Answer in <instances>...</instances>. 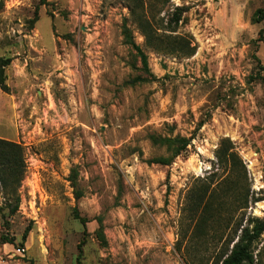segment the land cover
Instances as JSON below:
<instances>
[{"label": "rangeland", "instance_id": "374dc122", "mask_svg": "<svg viewBox=\"0 0 264 264\" xmlns=\"http://www.w3.org/2000/svg\"><path fill=\"white\" fill-rule=\"evenodd\" d=\"M171 4L189 7L177 33L198 50L158 52L129 21L151 77L124 41L123 0H0V56L13 57L0 137L23 144L28 164L19 211L8 225L0 212V264H215L219 234L264 217V82L250 79L264 76L253 58L264 66V42H253L264 0ZM153 134L194 138L163 165L149 161L169 155ZM225 138L246 165L237 190H249L248 208L234 211L226 196L214 229L199 222L209 235L192 239L189 196L229 176L215 164ZM7 232L14 244L2 241ZM256 247L264 264V233Z\"/></svg>", "mask_w": 264, "mask_h": 264}, {"label": "trees", "instance_id": "16d2710c", "mask_svg": "<svg viewBox=\"0 0 264 264\" xmlns=\"http://www.w3.org/2000/svg\"><path fill=\"white\" fill-rule=\"evenodd\" d=\"M123 1L129 9V17L125 18L123 23L124 41L135 51L142 63V70L146 74L153 77L149 69L148 55L136 42L133 29L128 24L129 21L136 24L137 28L145 37V43L148 47L158 52L176 54L182 57L195 55L198 50V44L194 37L191 34L177 33L180 25L185 22L186 13L189 10L188 6L172 5L171 0ZM37 19L38 12L36 11L33 20L35 21ZM253 21L255 23L264 22V6L254 12ZM261 41L264 42V26L260 29L258 38L254 39L253 42L258 44ZM253 58L260 65V69L264 70L260 58L255 54ZM12 62L13 57L0 56V88L6 93L11 92L7 69ZM250 79H260L264 82V76L261 71L256 75H251ZM204 123V121H201L198 129ZM193 138V136L187 137L182 135H151L152 142L160 147H166L169 155L154 157L149 160L150 163L171 164L177 156L188 153ZM233 148L232 141L225 138L216 150L215 164L225 171H230L229 176L221 181L212 178L203 191L195 192L189 196L190 210L194 213L193 217L198 216L196 227L192 232V239L195 237L199 238V236L200 238H205L204 236L209 235L204 230L205 228L199 229V222L205 225L209 224L214 229V224L218 222L227 204L226 196L231 194L235 195L233 202L237 206L234 211L240 212L248 208L250 200L249 190H237L239 185L238 178L246 174V165L240 154ZM27 168L25 146L15 140L0 137V187L5 200L4 205L0 206V212L5 225L9 224L8 217L15 215L20 209L21 194L19 188L26 176ZM235 177L237 178L235 179ZM72 181L76 185V180L72 178ZM215 183L217 185L213 187ZM261 199L263 198H257L255 201ZM99 222L100 226L97 234L101 239H105L103 223L101 220ZM195 232H198L199 236ZM263 233L264 217L250 216L245 225L243 222L237 224L233 234L226 235L223 233V236L225 235L224 238L219 234V237L223 241V250L219 258L215 261V264H258L255 254L257 249L256 244ZM27 236L28 230L23 235L24 241L27 239ZM2 241L14 244L16 238L7 232L2 235ZM78 263L82 264L80 261Z\"/></svg>", "mask_w": 264, "mask_h": 264}]
</instances>
